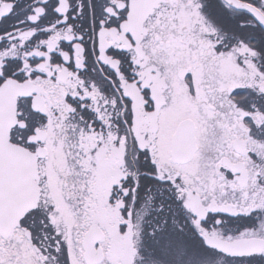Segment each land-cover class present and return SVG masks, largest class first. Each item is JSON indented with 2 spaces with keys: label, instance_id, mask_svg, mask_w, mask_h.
I'll return each instance as SVG.
<instances>
[{
  "label": "snow or ice",
  "instance_id": "6c2138e0",
  "mask_svg": "<svg viewBox=\"0 0 264 264\" xmlns=\"http://www.w3.org/2000/svg\"><path fill=\"white\" fill-rule=\"evenodd\" d=\"M0 264H264V0H0Z\"/></svg>",
  "mask_w": 264,
  "mask_h": 264
}]
</instances>
